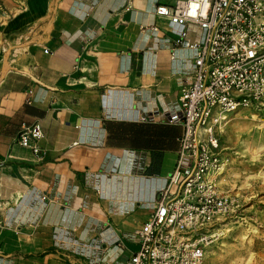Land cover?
Here are the masks:
<instances>
[{
	"label": "crops",
	"instance_id": "obj_1",
	"mask_svg": "<svg viewBox=\"0 0 264 264\" xmlns=\"http://www.w3.org/2000/svg\"><path fill=\"white\" fill-rule=\"evenodd\" d=\"M175 2L0 0V264H130L203 34L156 16ZM36 122L41 158L12 145Z\"/></svg>",
	"mask_w": 264,
	"mask_h": 264
},
{
	"label": "built area",
	"instance_id": "obj_2",
	"mask_svg": "<svg viewBox=\"0 0 264 264\" xmlns=\"http://www.w3.org/2000/svg\"><path fill=\"white\" fill-rule=\"evenodd\" d=\"M155 14L203 34L193 41L182 31L177 40L196 51L177 109L161 118L182 127L180 147L155 209L136 232L130 264H205L240 207L223 185L220 134L240 111L264 113V0H176L158 4ZM43 136L40 123L23 125L12 145L41 158Z\"/></svg>",
	"mask_w": 264,
	"mask_h": 264
},
{
	"label": "rangeland",
	"instance_id": "obj_3",
	"mask_svg": "<svg viewBox=\"0 0 264 264\" xmlns=\"http://www.w3.org/2000/svg\"><path fill=\"white\" fill-rule=\"evenodd\" d=\"M254 115L238 112L220 134L232 167L224 173L223 185L238 196L240 207L226 221L205 264H264V113ZM223 241L222 253L214 251Z\"/></svg>",
	"mask_w": 264,
	"mask_h": 264
},
{
	"label": "bare ground",
	"instance_id": "obj_4",
	"mask_svg": "<svg viewBox=\"0 0 264 264\" xmlns=\"http://www.w3.org/2000/svg\"><path fill=\"white\" fill-rule=\"evenodd\" d=\"M255 116V115H254ZM226 130V129H225ZM226 132V131H225ZM229 168L231 167V162H225V166H224V173H226L228 170H230ZM227 244V241H223V244H221L218 249H214V251H220V253H222V250H224L225 246ZM239 258V257H238ZM242 258V257H241Z\"/></svg>",
	"mask_w": 264,
	"mask_h": 264
}]
</instances>
